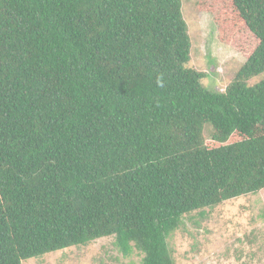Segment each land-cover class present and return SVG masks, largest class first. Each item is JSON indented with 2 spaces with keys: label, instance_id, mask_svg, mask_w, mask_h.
<instances>
[{
  "label": "trees",
  "instance_id": "16d2710c",
  "mask_svg": "<svg viewBox=\"0 0 264 264\" xmlns=\"http://www.w3.org/2000/svg\"><path fill=\"white\" fill-rule=\"evenodd\" d=\"M183 1L0 0V264L106 236L177 264L184 215L264 191V0H197L256 40L224 91Z\"/></svg>",
  "mask_w": 264,
  "mask_h": 264
},
{
  "label": "rangeland",
  "instance_id": "374dc122",
  "mask_svg": "<svg viewBox=\"0 0 264 264\" xmlns=\"http://www.w3.org/2000/svg\"><path fill=\"white\" fill-rule=\"evenodd\" d=\"M182 9L192 41L189 65L207 74L203 83L208 89L224 91L252 52L255 38L242 27L229 41L222 40L216 14L199 11L197 0L183 1ZM202 210L204 214L184 215L169 237L177 264H264V191ZM114 242L113 236L101 237L23 264H142L141 254L124 256Z\"/></svg>",
  "mask_w": 264,
  "mask_h": 264
}]
</instances>
